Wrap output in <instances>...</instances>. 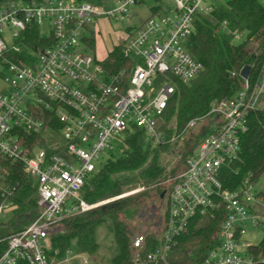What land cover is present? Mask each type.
Returning a JSON list of instances; mask_svg holds the SVG:
<instances>
[{
    "label": "built area",
    "instance_id": "2783aa9c",
    "mask_svg": "<svg viewBox=\"0 0 264 264\" xmlns=\"http://www.w3.org/2000/svg\"><path fill=\"white\" fill-rule=\"evenodd\" d=\"M113 1V9L106 10L98 0H0V157L21 163L35 178L41 207L38 217L9 239L0 264H58L48 253L51 233L63 218L105 203L86 202L83 188L111 153L127 147L123 136L134 127L144 129L151 147L175 140V135L166 140L162 129L166 110L179 86L204 70L186 41L196 13L209 15L223 0H171L168 11L153 13L119 44L132 67L110 73L90 52L86 34H95L99 16H129L147 0ZM46 22L54 43L30 51L29 61L22 58V34L32 24L43 33ZM219 30L237 43L248 41L249 52H262L254 37L227 21ZM250 75L251 70L247 78L240 72L243 85L233 97L216 100L207 115L188 122V130L206 124L208 130L168 191L164 213L154 206L146 214L151 237L142 230L133 237V264H182L172 260L180 234L196 217L221 214L220 243L199 264H255L250 252L255 244L245 236L250 227L264 230V189L257 191L250 176L237 188H226L220 177L222 168L241 156L250 113L264 110V63L256 81ZM46 110L59 128L46 126ZM41 134L44 144L33 141ZM15 188L6 187L0 212L13 205ZM83 263L88 264L86 257Z\"/></svg>",
    "mask_w": 264,
    "mask_h": 264
},
{
    "label": "trees",
    "instance_id": "16d2710c",
    "mask_svg": "<svg viewBox=\"0 0 264 264\" xmlns=\"http://www.w3.org/2000/svg\"><path fill=\"white\" fill-rule=\"evenodd\" d=\"M158 1L160 4L152 6V13L163 9V0ZM223 21H227L232 29L245 31L249 38L254 37L262 52H249L248 41L237 43L231 34L219 30ZM90 35L85 42L90 51L95 52V36L94 33ZM21 39L25 45L21 57L28 61L31 59L30 51L38 52L54 43L52 36L43 34L36 24L28 26ZM186 47L204 64V70L190 84L179 86L166 110L162 126L166 140L173 136L172 126H169L172 119H175L179 133L186 130L181 151L183 163L193 155L203 133L208 130V124L200 131L187 130L188 122L207 115L216 100L233 97L242 88L240 72L246 65L251 66L250 79H258L264 63V4L261 0H223L209 15L196 13L194 32L186 41ZM101 63L110 73L131 68L133 64L124 57L120 45L114 46ZM42 117L46 126L49 123L57 128L61 126L50 110H46ZM41 138L42 134L33 141L44 144ZM145 139L144 129L134 127L133 132L126 136L127 147L115 152L117 156L111 153L104 165L89 177L83 188L85 201L89 204L108 201L86 212L63 218L49 237L50 258L59 262L69 253L96 255L101 249L98 229L106 226L114 235V243L105 264H133V237L139 230L143 231V227H148L145 232L151 234L152 223L146 214L154 206H157L156 213L160 214L161 206L156 201L162 202L165 197L162 195H166L173 185V181L170 187L165 183L168 177L161 156L171 143L167 141L151 147L145 144ZM263 172L264 110H254L249 115L248 129L242 137L240 158L223 167L220 177L226 188L234 189L247 176L256 181ZM175 174L174 170L170 177ZM139 185L144 187L143 191L121 197ZM6 187L16 188L10 196L12 215L0 223V258L8 249L9 239L27 228L41 212L35 178L24 171L21 163L0 157V206L4 202ZM222 218L221 214L215 219L202 216L192 219L186 232L178 237L173 262H202L220 243ZM250 252L257 259L255 264H264V238ZM20 264L28 263L21 261Z\"/></svg>",
    "mask_w": 264,
    "mask_h": 264
},
{
    "label": "rangeland",
    "instance_id": "374dc122",
    "mask_svg": "<svg viewBox=\"0 0 264 264\" xmlns=\"http://www.w3.org/2000/svg\"><path fill=\"white\" fill-rule=\"evenodd\" d=\"M98 3L104 5V9L106 10L113 9L111 7H114L113 0L109 1V5L104 4L105 2H102L101 0H98ZM155 3L156 0H147L141 2L131 8L129 16L118 14V19L110 18L107 16H99L96 20L97 26L95 28L94 34L96 41V53L93 51L90 52H92V54L96 55L98 58H105L108 53L114 48V46L119 45L123 42L124 38L128 35L131 29L138 27L142 21L146 20L153 14L152 6H154ZM171 5V0H164L163 9L161 10V13L168 11ZM42 31L46 35L50 34V28L47 22L45 23V26L43 27ZM7 34L9 38V32ZM86 35L87 37L91 36L89 34ZM3 86L4 84L2 83V79L0 78V89H2ZM169 126H172V135H175L176 137L175 140L171 142L170 148L162 152L161 156L166 170L165 174H167L168 177L165 183L168 184V186L170 187V182L173 181L174 183V181H176V177L181 174L186 168V163H183L181 155V151L184 146L183 139H185L186 130H183L179 133L175 119H172V121L169 123ZM195 130L200 131L199 129ZM123 137H126V134ZM117 154L118 153H115L116 156ZM174 170L176 171V174L174 175V177H170V174ZM142 188L143 187L139 185L137 188H133L124 192L121 197L143 191L144 189ZM255 189L257 191H261L264 189V172L256 179ZM167 195L168 194L165 195L164 200H162V202L156 201L161 206V209L159 210L161 214L164 213L163 209L166 208ZM12 208L13 205H10L9 207H4V210L0 212V223L8 220L11 217ZM58 227L59 225H57L56 229H58ZM146 229H148V227H143V231H145ZM98 237L101 244V249L96 255L72 254L68 257V260H66L65 258L64 260L66 261L62 262L61 260L58 262V264H84V257L88 259V264H105V259L111 256L110 246L114 243V235L106 226H101L98 229ZM263 238L264 230L255 227L248 228V233L245 236V239L247 241L255 245L259 244L263 240Z\"/></svg>",
    "mask_w": 264,
    "mask_h": 264
},
{
    "label": "water",
    "instance_id": "95a60500",
    "mask_svg": "<svg viewBox=\"0 0 264 264\" xmlns=\"http://www.w3.org/2000/svg\"><path fill=\"white\" fill-rule=\"evenodd\" d=\"M251 70V66L250 65H246L242 70H241V76L244 78H247L249 76ZM165 196V193L162 195V197Z\"/></svg>",
    "mask_w": 264,
    "mask_h": 264
},
{
    "label": "crops",
    "instance_id": "0c3cea01",
    "mask_svg": "<svg viewBox=\"0 0 264 264\" xmlns=\"http://www.w3.org/2000/svg\"><path fill=\"white\" fill-rule=\"evenodd\" d=\"M104 4H106V3H104ZM109 4H110V3H108L107 5H109ZM109 53H110V52H109ZM109 53H108V54H109ZM107 56H108V55H107ZM107 56H106V57H107ZM106 57H105V58H106ZM105 58H102V59H105ZM100 59H101V58H100ZM102 59H101V60H102Z\"/></svg>",
    "mask_w": 264,
    "mask_h": 264
}]
</instances>
